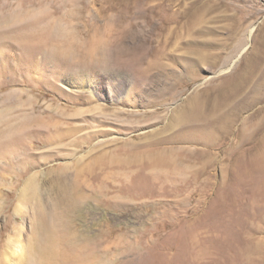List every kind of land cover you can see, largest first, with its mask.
<instances>
[{
  "label": "rangeland",
  "instance_id": "1",
  "mask_svg": "<svg viewBox=\"0 0 264 264\" xmlns=\"http://www.w3.org/2000/svg\"><path fill=\"white\" fill-rule=\"evenodd\" d=\"M62 263L264 264V0H0V264Z\"/></svg>",
  "mask_w": 264,
  "mask_h": 264
},
{
  "label": "bare ground",
  "instance_id": "2",
  "mask_svg": "<svg viewBox=\"0 0 264 264\" xmlns=\"http://www.w3.org/2000/svg\"><path fill=\"white\" fill-rule=\"evenodd\" d=\"M230 47V46H229ZM219 57V56H218ZM245 62V61H244ZM245 65V64H244ZM247 80V79H246ZM59 136L57 135V136H55L53 139L55 140V141H57V139L59 140V138H58ZM171 143H174V142H171ZM78 204V203H77ZM52 249H53V247H52ZM56 249V248H55ZM94 254V253H93ZM96 256V255H95ZM23 259V258H22ZM49 261V260H48ZM19 263V262H18ZM83 263V262H82ZM63 264V263H62Z\"/></svg>",
  "mask_w": 264,
  "mask_h": 264
}]
</instances>
